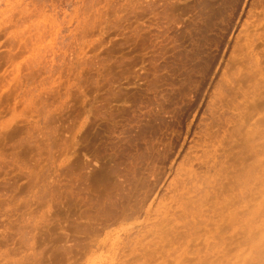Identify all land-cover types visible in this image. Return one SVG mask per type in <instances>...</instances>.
<instances>
[{
	"label": "rangeland",
	"instance_id": "374dc122",
	"mask_svg": "<svg viewBox=\"0 0 264 264\" xmlns=\"http://www.w3.org/2000/svg\"><path fill=\"white\" fill-rule=\"evenodd\" d=\"M0 264H264V0H0Z\"/></svg>",
	"mask_w": 264,
	"mask_h": 264
}]
</instances>
